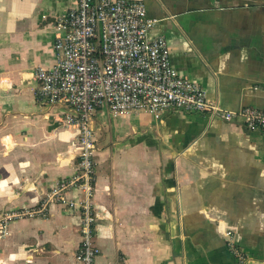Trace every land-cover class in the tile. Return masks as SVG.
Segmentation results:
<instances>
[{
    "label": "crops",
    "instance_id": "0c3cea01",
    "mask_svg": "<svg viewBox=\"0 0 264 264\" xmlns=\"http://www.w3.org/2000/svg\"><path fill=\"white\" fill-rule=\"evenodd\" d=\"M140 1L180 74L224 109L264 110V0ZM74 6L0 0V264H80L78 210L11 216L38 209L77 167V131L63 108L37 101L34 77L53 66L56 19ZM91 126L96 264H264L262 131L182 110L155 119L100 108Z\"/></svg>",
    "mask_w": 264,
    "mask_h": 264
},
{
    "label": "built area",
    "instance_id": "2783aa9c",
    "mask_svg": "<svg viewBox=\"0 0 264 264\" xmlns=\"http://www.w3.org/2000/svg\"><path fill=\"white\" fill-rule=\"evenodd\" d=\"M156 22L140 0H75V6L56 19L53 66L34 72L37 101L63 108L66 125L77 131V167L45 193L38 209L11 216L43 214L51 203L78 210L81 240L76 258L80 264H96L99 254L93 204L97 146L91 126L98 109L112 115L144 112L155 119L167 110L205 113L223 121L238 120L247 129L264 133V110L254 106L224 109L200 83L173 67L166 39L151 34ZM6 221L0 219V231ZM226 240L230 252L244 263L246 256L230 231Z\"/></svg>",
    "mask_w": 264,
    "mask_h": 264
},
{
    "label": "rangeland",
    "instance_id": "374dc122",
    "mask_svg": "<svg viewBox=\"0 0 264 264\" xmlns=\"http://www.w3.org/2000/svg\"><path fill=\"white\" fill-rule=\"evenodd\" d=\"M26 209H29L27 206L26 207H18V208H15V213L17 214L19 211L21 210H26Z\"/></svg>",
    "mask_w": 264,
    "mask_h": 264
}]
</instances>
